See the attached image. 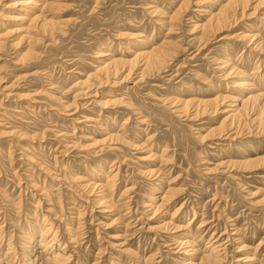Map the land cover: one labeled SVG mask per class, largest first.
<instances>
[{
  "label": "rangeland",
  "instance_id": "obj_1",
  "mask_svg": "<svg viewBox=\"0 0 264 264\" xmlns=\"http://www.w3.org/2000/svg\"><path fill=\"white\" fill-rule=\"evenodd\" d=\"M221 1L196 4L197 0H194L186 11L180 10L177 21L169 22L168 17L177 10L179 1L64 0L68 7L57 20L68 21L63 27L65 33H53L54 39L47 38L33 45V51L37 53L33 60L17 62L20 52L17 48L0 53V85L8 86L11 91H0V112L5 113H0V123L3 124L0 130L18 129V133L37 139L26 142L17 141L10 135H0V253L8 251L9 242H13L14 246L10 251L12 254L5 257L6 263H25L21 256L24 247L29 246L28 237L33 236V240L37 241L43 219L51 221L55 216L52 214L56 212L62 216L61 222L52 220L55 227L60 225L57 235L60 243L66 242L63 233L67 224L75 233L78 231L75 242L67 248V254L71 255L67 264H135L138 258L131 257L129 252L124 253L123 248L137 252L140 259L155 254L150 264H182L181 260H191L193 256L198 258L200 254L184 253L179 242L184 241L186 235L184 230L172 229L174 224L185 226L186 229H183L190 231L191 240L201 251H205L209 239L210 244L222 245L224 254L221 264H244L238 260L247 254L255 258L257 262L254 261V264H264V162L254 171H243L237 165L232 167L233 170L230 167L228 172L226 166L221 168L223 172H206L207 168L219 162L264 157V136L239 137L236 134L231 136L233 140L231 137L199 139L198 135H204L209 127L218 125L227 116L228 113L221 110H229L230 106L224 105L214 115L204 114L193 119L175 115L170 111V105L161 101L162 97H204L205 94H225L232 90L238 96L236 88L230 82L226 84L218 69L228 58L227 64L244 69V75H231L229 80L226 77L227 81L248 78L250 83L249 87L243 88L240 98L251 90L252 85L263 87L258 77L264 67L261 66L257 73L254 54L248 58L246 66L241 63L250 54L249 47L237 38L224 37L250 33L251 26V33H258L264 40V26L255 17H245L209 37L203 35L200 28L193 29L194 25L205 22L203 9H216ZM154 7H160L161 13L156 16L149 13ZM162 21L166 25L159 24ZM171 24L174 29L169 32ZM119 32L126 36L117 37ZM141 40L146 44H141ZM160 40H170L175 46L169 65L159 75L155 73L138 81V73L121 85L93 88V91L97 89L95 97L78 98L80 88L73 84L77 79L85 80L107 58L95 57L98 51L106 47L112 56L132 57L129 55L146 50ZM202 41L206 44L202 45ZM125 47H129L128 52L131 53H127ZM23 49L26 50V47ZM219 60L223 62L216 63ZM28 73L32 75L26 76ZM203 75L211 83H204ZM136 81L137 86H133ZM221 84L226 87H219ZM124 86L126 89L120 90ZM41 89L43 95L33 98L39 102L32 99V104L17 98V95ZM3 93H8V96ZM111 95H121L133 104L131 107L102 105ZM72 101L74 106L63 107ZM140 119L145 123H140ZM124 120L127 122L124 123ZM112 130L123 134L127 143L112 142L110 146L115 151L107 147L102 148L103 151L99 149L101 147L83 148L92 139H103L105 133ZM132 142L145 143L146 149L151 148L159 154L166 146L168 153L165 157L170 158L168 163L156 159L141 160L147 155L146 149L130 148ZM22 147L28 148L32 160L27 161L22 155ZM37 163L42 164L45 170L40 169ZM99 166L106 171L108 168L114 170L113 174L117 172L115 187L110 192L115 204L111 211L114 214L104 213L102 205L89 201L87 194L72 181L73 175L90 178ZM145 166L162 171L159 176L156 175L157 179L156 176H142L139 169ZM152 185L157 187L155 192L161 194L167 188L173 189L165 205V213L153 215L151 207H145L153 191ZM128 187L133 190L121 196ZM39 189L44 193L41 194ZM177 207L181 210L175 214ZM116 216L120 219L112 222ZM169 220L171 227L168 226L165 231H148L149 225H161L162 221ZM202 220L209 222L204 228L198 227ZM235 230L232 237L229 236ZM239 242L251 248L238 250Z\"/></svg>",
  "mask_w": 264,
  "mask_h": 264
},
{
  "label": "bare ground",
  "instance_id": "obj_2",
  "mask_svg": "<svg viewBox=\"0 0 264 264\" xmlns=\"http://www.w3.org/2000/svg\"><path fill=\"white\" fill-rule=\"evenodd\" d=\"M169 1L172 2L173 0H169ZM175 1H179L178 3L180 5L178 6L177 10L168 17L169 22L177 21L176 19L178 18V14H179L180 10L186 11V9H188V7H189V4L193 3L192 1H194V0H175ZM207 1H210V0H197L196 4H198V3L203 4ZM67 7H68V4L65 3L64 0H0V53L5 49L17 48L18 51H20L16 57L17 62L19 61V62L27 63L26 62L27 60H30V59L33 60L37 55V53H34V51H33V47H32L33 45H37L41 41L46 40L47 38H49V39L53 38V36H54L53 33H60V32H61V34L65 33L64 32L65 30L63 27H66L65 25L68 21L57 20V18L58 19L60 18L59 16H61V12H63V10H65V8H67ZM159 8L160 7H158V8L154 7L153 10L149 11V13L156 16V15H158L157 13H159V12L161 13V11H162ZM211 9L210 10L203 9L204 10L203 13H204V15H206L205 22L202 24H196L193 26V29H199L200 28L202 34L205 36L215 34L216 32L220 31L222 28H225V27L229 26L230 24L233 25V23H235V22L242 21V19H245V17L250 18L253 16L259 21V23H262L264 26V0H222L216 9H212V10ZM203 10H200V11H203ZM249 10H251V11L248 12ZM163 23H165V21H162V23H159V24H163ZM167 24H168V22H167ZM165 25H166V23H165ZM173 29H174L173 24L168 26L169 32ZM250 29H252L251 26H249V32L250 33L233 34V36H224V37L237 38V40L239 39L244 46L249 47L248 50L250 51V54L248 53L249 55L246 56V60L244 59V61L241 63H242V65L246 66V64L248 63V58L250 59L251 54H254V57L256 59L255 60V68H256L255 70H257V73H258V70H260V67L261 66L264 67V40L262 39V37L258 33H251ZM117 34H118L117 37L126 36L122 32H119ZM140 43L143 45L146 44V42H144L142 40ZM201 44L204 45V44H206V42L202 41ZM173 46H175L174 42H172L170 40H163L161 42L154 43L151 46L149 45V47H147L146 50L139 51L137 53L136 52L133 53L135 55H133V54L129 55L132 57H127L128 55L127 56L122 55V56H118V57L112 56L111 54L108 53V50L105 47L104 50L98 51V53H96L95 57H107V58H105V60H103V62H100V64L97 67H95V70L93 72H91L85 80L78 81V79H77L76 83L73 84L74 87L80 88V90L77 91L78 92L77 93L78 98L81 96L83 97V96H88V95H94L92 97H95V92H97L96 91L97 89L95 91H93V88H96V87H99L102 85L103 86L104 85L105 86L121 85L122 83L129 81L130 78H132L134 75L136 76V74H138V73H139L138 74L139 77H137V78H139L138 81H141L144 77L155 74V73H157V75H159V72L165 70V67H167V65H169V59H171V55L174 52ZM25 47H26V50L23 49ZM124 49H126L127 53H129V52L131 53V51L128 52L129 47H125ZM22 50H25V51L22 52ZM198 50H199V47H198ZM228 60H229V58L224 62L222 61L224 65L223 64H222L223 66L220 65L218 69L221 72V75L224 77L226 84H229V82H230V83H232L230 85H233L232 87L236 88L235 91L237 92L238 96L234 95L235 92L232 93L233 90L232 91L230 90L231 92H228L225 94H222V93L219 94L218 92H216L217 93L216 95L205 94L206 96H204V97H201L198 95L195 97H190V98L174 96V97H162V99H161V101L163 103H167L170 105V106L168 105L169 109L171 112L175 113V115L176 114L183 115V116H187L189 118L191 117L193 119L198 118L197 116H201L204 114L214 115V113L220 112V110L223 108L224 105L230 106L229 110H223V109L221 110V111H223V113H228L227 116L223 117L222 121L218 125L213 126V127H209V129L206 131V133L204 135H198L200 137L199 138L197 136L199 139H203V140L204 139H219V140L221 139L222 140V138L230 139L231 136H234L236 134L239 137L243 136V135H247V136L256 135L257 137L258 136H264V71L263 72L260 71L261 75H260V77H258L261 79L260 83L263 84V87L260 86V88L259 87L256 88L254 85H252L251 90L248 91L247 93L245 92V94L240 98L239 97L240 94L243 93V91H244L243 88L249 87L250 83L248 81V78H243L239 81H227V78L230 77L231 75H233V77L235 75L236 76L237 75H244V69L241 70V68H239L235 65L227 64ZM222 62H220V60H219L216 63H222ZM261 63H263V64H261ZM31 64H32V62H31ZM21 65H23V64L21 63ZM139 69H140V71L138 72ZM30 74L32 75V73H28V74H26V76L30 75ZM34 74L37 75V72H34ZM247 76H248V74H247ZM247 76H245V77H247ZM201 77H202V80L204 81V83L210 82V80L208 79L207 76L203 75ZM1 79L2 78L0 77V80ZM228 80H229V78H228ZM132 85L137 86V81L135 83H132ZM222 85L223 84L219 85V87ZM224 87H226V85ZM186 88L189 89V86L186 85ZM123 89L125 90L126 86L122 87L120 90L123 91ZM5 90L9 91L8 86H3V84H1L0 85V91H5ZM9 92H11V91H9ZM125 92H127V91H125ZM204 92L208 93L205 90H204ZM209 92H210V90H209ZM43 93L44 92L41 89L40 91L38 90L34 93H29V94L25 93V94L17 95L18 96L17 98L26 99L28 101V103H32L31 100L33 98H35L37 95H40V94L43 95ZM4 94H6V93H3V95ZM49 95L50 94H48V96ZM121 95H123V94H121ZM121 95L119 97L111 95L112 97L109 96V98H107V100H105L101 104L106 105V106L107 105L123 104V106L127 105L128 107H131L133 103L131 104L129 102V99L127 101L126 98L123 97L124 95L122 97H121ZM5 96H8V93ZM51 96H54V94ZM37 100H34V101H37ZM56 100H58V99H56ZM38 102H39V100H38ZM59 104H60V102H59ZM72 104L74 106L73 101L71 104L67 103V105H64L63 107L69 108L70 106H72ZM75 105H77V104H75ZM119 106H122V105H119ZM4 107L2 109H4L6 112H8V110ZM49 107L52 109L51 106H49ZM36 108H37V106H36ZM32 109H34V108L32 107ZM0 113H1V115L5 114V113L3 114L2 111ZM126 120H128V118ZM143 121L144 120L140 119V123H145ZM73 122H74V120H73ZM126 122L127 121H125L124 123H126ZM124 123L122 125H124ZM0 126L2 127L3 124L0 123ZM17 127H18V125H17ZM231 131H233V132H231ZM105 134H106V136L103 139L102 138L100 140L99 139L98 140L92 139V142L89 143L88 145H84L83 148H85L86 146H89L91 149L101 147L99 149L102 150V148H104V147L111 148L110 144L112 142L121 143V144H123L124 142L127 143L125 141L124 135L121 133H118L116 131L113 132V130H112V131L106 132ZM0 135H8V136L10 135L11 137H14L15 139H17V141L22 140V141L30 142L32 140V138L36 139L35 137L27 136L28 134H23V133L20 134V132L18 133V129H17V131H16V129H15V131H13V130L1 131L0 130ZM31 135H33V134H31ZM37 135H38V133H37ZM60 135H61V133H60ZM41 136H43V135H40V137ZM232 140H233V138H232ZM38 141H40V140H38ZM28 145H30V144H28ZM105 145H107V146H105ZM129 146H130V148H136V149H138V148L146 149L145 147H147V145L145 143H136L135 144L133 142L130 143ZM22 150H23L22 155L26 158L27 161H29L30 159L31 160L33 159L31 156L28 155L29 152H28L27 147L26 148L22 147ZM111 150L115 151V148L112 147ZM144 151H146L147 155L142 157L141 160L142 159H144V160L145 159H156V161L159 160V162H161V163L162 162L168 163V161L170 159L169 157H165L166 154L168 153V149L166 146L163 147L160 154L157 152H153L151 148L146 149ZM33 161H32V163H34ZM120 161H121V159H120ZM122 162H124V161H122ZM263 162H264L263 156L262 157L261 156L256 157L253 159L250 158L248 160H227L226 162L225 161L219 162L214 167L207 168L206 172L210 173L213 171V173H214V171H215V173H216V171L221 170V168L223 166H226V168H228V169H226L227 171L225 170L226 172H228L230 167L232 168V167L237 166V165L242 167L243 171L244 170L245 171H254L257 168H259L261 163L263 164ZM39 163H37V166H39L40 169L45 170V168L41 166L42 164H39ZM233 169L234 168H232V170ZM111 171L109 170V168L106 171L104 167L99 166L98 170L94 171L93 175L91 174L90 178L75 176V175L72 176V181H74L76 187L79 188L81 191H84L87 194V199L89 201L94 202L95 204H99V206L102 205L101 207H102L103 212L107 213V214H110L111 211L115 208V204L111 200L112 196H111L110 192L113 191V189L115 187V180H116L117 172H115L113 174L114 170H111ZM116 171H118V170H116ZM161 171L162 170H160V168H149V167L145 166L144 169H139V174H141L142 176L152 177V176H156V175L159 176ZM221 171L223 172L224 170H221ZM47 175H50V173H48ZM157 176H156V179H157ZM227 176H229V175H227ZM31 182L32 181H29V183H31ZM131 188L132 187L125 188L122 191L121 196L125 195V194L128 195L130 193V191L133 190V188L132 189ZM156 189H157V187H154V185H152L151 190H153V191L150 193L151 195L148 196V198H147L148 202L145 205V207L146 206L151 207L150 209L152 210L153 215H156V214L159 215L160 213H163V212L165 213L167 211V210L165 211V209H166L165 205H167L168 201L170 200V198H171L170 196H171V193L173 190L172 188H167V190L161 194V193L155 192ZM39 191H41V194L44 193L42 191V189H39ZM180 208H181V205H180ZM180 208L178 209V207H177V211L175 212V214L177 212H179V210H181ZM49 213H51V212H49ZM142 213H143V211H142ZM194 213L195 212H193V215H194ZM52 215H55L54 217H52L54 220L61 222L62 216L57 215L56 212H54ZM174 215L171 217L173 218ZM119 219H120V217L116 216V218H114L112 220V222L113 221L117 222V220H119ZM52 220L46 221L45 218L43 219L44 223H43L42 228L40 229L39 239L37 241L33 240V238H34L33 236H32L33 238L28 237L27 243L29 244V246L26 245L24 247V251H23L22 256H21V257H23V261H25L24 264H67L70 261L69 256H71V255H68L69 253H68L67 248H68V246H70L71 244H73L75 242V237L78 236L77 235L78 231H77V233H75V230L72 229V226L67 224L66 228L64 230V233H63V235H64L63 238H65L64 241H66V242L60 243V240L57 236L58 235V227L60 225L58 227H55L56 225L54 226V221H52ZM207 223H209V222L202 220L200 222L199 226L198 225L197 226L203 227ZM170 224H172V223H170V220H169V221H162L161 225L160 224L155 225V226L149 225L148 231L150 230V231H153L155 233H160L163 230L165 231V229H167V227L170 226ZM79 227H80V225L77 226V228H79ZM183 228L186 229L185 226H179L176 224H174L172 227V229H174L175 231L176 230H178V231L184 230V233L186 235L185 238L183 239L184 241L179 242V244L183 246L182 248H184V251H185L184 253L185 254L191 253L190 255H196V254H200V255L198 256V258H197V256H193V259L195 258V260H198V261H195L193 259H191V260L184 259V260H181L182 264H221L222 254H224V253H222V251H223L222 245H217L215 243L210 244V242H209L210 239H209L206 242L207 244L205 243L206 244L205 248H204L205 251H201L200 247H198V245L195 244L193 240H191L192 236H191L190 231L185 230ZM223 232H221V233H223ZM235 232H236V230L234 232H232L229 236H231ZM210 235H212V233ZM0 238H1V236H0ZM239 243H240V245H239L240 248L238 247L239 248L238 250H244V249L251 248L250 246H247L246 244H243L241 242H239ZM7 249H8V251L4 252V254L0 253V264H8L5 262L6 261L5 257L7 255L12 254L10 251L12 249H14L13 242H11V243L9 242ZM123 249H124V253L129 252L131 257L133 256V257H135V259L138 258L137 261L134 259L135 264H141V262L143 264H150V262H153V258H155L154 257L155 254H151L145 258L142 257L140 259L137 252L131 251V250H128L125 248H123ZM224 251H225V249H224ZM15 254H16V252H15ZM73 257H72V259H73ZM77 259H79V258H77ZM79 261H81V260L79 259ZM238 261L243 262L244 264H254L253 263L254 261H255V263L257 262L255 260V258L252 257V255H250V254L244 255V257H240V259ZM132 264H134V262ZM151 264H154V263H151Z\"/></svg>",
  "mask_w": 264,
  "mask_h": 264
}]
</instances>
